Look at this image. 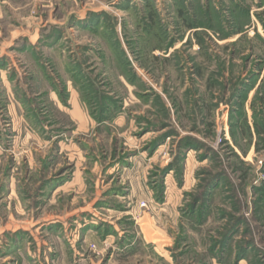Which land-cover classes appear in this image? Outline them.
Returning <instances> with one entry per match:
<instances>
[{"label":"rangeland","instance_id":"rangeland-1","mask_svg":"<svg viewBox=\"0 0 264 264\" xmlns=\"http://www.w3.org/2000/svg\"><path fill=\"white\" fill-rule=\"evenodd\" d=\"M148 1L0 0V264H264V0Z\"/></svg>","mask_w":264,"mask_h":264},{"label":"trees","instance_id":"trees-1","mask_svg":"<svg viewBox=\"0 0 264 264\" xmlns=\"http://www.w3.org/2000/svg\"><path fill=\"white\" fill-rule=\"evenodd\" d=\"M147 1V5H151V1H148V0H145V2ZM151 10L149 11V14L146 16V18L147 19H149L150 20V24L151 25H153L154 23H157L156 21V19L158 18V15H157V10L156 9H153V8H150ZM178 13H179V15L181 16V17H183V15H184V13H185V11L184 10H182V9H180L179 11H178ZM186 21H188V20H186ZM185 21V22H186ZM186 25L189 27V29H193L194 28V26H193V24L192 23H186ZM238 32H240V31H237V33ZM198 43H200V44H202L203 43V41L202 40H198ZM262 101H263V105H264V99H262Z\"/></svg>","mask_w":264,"mask_h":264}]
</instances>
